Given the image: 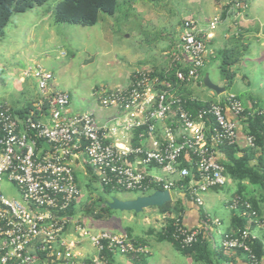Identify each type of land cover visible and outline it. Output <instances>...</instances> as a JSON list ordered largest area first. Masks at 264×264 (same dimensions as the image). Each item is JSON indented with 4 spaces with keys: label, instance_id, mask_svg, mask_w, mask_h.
<instances>
[{
    "label": "built area",
    "instance_id": "1",
    "mask_svg": "<svg viewBox=\"0 0 264 264\" xmlns=\"http://www.w3.org/2000/svg\"><path fill=\"white\" fill-rule=\"evenodd\" d=\"M224 5L226 14L235 19H241L247 9L243 0H228ZM218 22H210L204 31L196 20L183 21L180 43L162 78L152 71L136 70L126 86L96 91L99 107L116 111L103 125L88 112L68 117L70 95L53 88L50 72L38 65L21 72L23 80L35 81L38 97L23 117L7 104L0 105V264H47L45 257L69 261L74 257L73 249L84 241L95 249L96 256L83 264H114L102 255L104 250L135 257L149 255L147 245L136 244L121 234L92 233L67 217L79 197L74 174L77 163L91 168L101 189L135 192L162 185L161 191L170 194L175 181L189 178L183 189L198 207L203 205L204 193L228 185L230 178L217 149L236 145V120L244 117L243 104L235 94L224 93L221 101L192 117L174 93L177 85L201 81L206 38ZM170 119V125L158 134L157 125ZM139 128L145 133L139 140L150 139L149 148L109 141ZM245 138L247 148H253V138ZM181 162L186 166L181 167ZM134 164L158 169L168 178L139 171ZM4 180L16 188L19 200L3 195ZM238 201V197L229 201L228 208L235 209ZM242 203L249 211L251 205ZM250 215L259 225L256 212ZM162 225L161 229L164 222ZM219 226V219L208 215L194 228L175 220L171 237L181 248L191 247L202 237L212 249L220 246L226 254L240 252L250 264L258 263L250 246V239L255 237L248 230L215 232ZM69 230L75 234L70 240L63 238Z\"/></svg>",
    "mask_w": 264,
    "mask_h": 264
},
{
    "label": "rangeland",
    "instance_id": "2",
    "mask_svg": "<svg viewBox=\"0 0 264 264\" xmlns=\"http://www.w3.org/2000/svg\"><path fill=\"white\" fill-rule=\"evenodd\" d=\"M227 1L117 0L114 14L99 13L97 22L91 26L56 23L53 10L58 0L13 15L0 34V77L3 79L0 105L7 104L16 109L35 98V81L23 80L21 72L38 65L53 75L55 90L70 95V117L90 111L97 115L110 114L100 110L96 91L126 86L136 70L152 71L159 77L169 68L172 54L180 43L181 22L190 19L220 21V14L214 18L211 5H222L223 8ZM251 3L252 11L259 14L264 0H251ZM203 67V78L208 76L211 83L223 86L224 78L214 63ZM232 70L235 72L234 84L226 92H236L243 106H247L242 74L248 73L253 87L252 96L259 98L258 85L264 84V71H247L242 63ZM195 88V92L199 91L198 87ZM201 88L203 93L208 92L205 87ZM77 180L79 197L72 220L92 233L107 232L127 237L130 231L132 236H145V241L155 242L149 264H186L184 256L175 252L168 242L156 243L155 233L162 221L152 219L157 213L155 208L145 209L140 214L114 211L109 217L99 220L85 214L90 208L98 213L100 207H108L112 198L129 201L141 196L140 193L104 195L97 180L86 170L84 177H77ZM1 189L5 197L19 199L16 188L6 180L2 181ZM171 195L174 196L172 191ZM218 197L220 199L214 198L213 206L224 207L225 196L219 192ZM153 222L158 223L155 224L157 228H153ZM149 227L153 232L147 233ZM160 249H164V259L160 256Z\"/></svg>",
    "mask_w": 264,
    "mask_h": 264
},
{
    "label": "crops",
    "instance_id": "3",
    "mask_svg": "<svg viewBox=\"0 0 264 264\" xmlns=\"http://www.w3.org/2000/svg\"><path fill=\"white\" fill-rule=\"evenodd\" d=\"M243 1L246 3L247 9L244 12L241 19H235L233 16L227 15L225 12L226 11L225 5L223 8H222V5L215 7L212 3L211 5L212 14L214 13V18L220 14V21L218 22L216 27L210 31L209 37L206 38L207 54L205 57L204 66L208 63H214L217 69L219 70L220 52L225 49L238 48V49H241L240 64L241 63L242 65L245 64V69L247 68V71L249 70L250 71H255V70L264 71V5L262 6L260 13L257 14L252 11L251 0H243ZM196 21L199 22L201 29L206 31L207 24H209L211 20L209 22H206V21L202 22L196 19ZM205 34L206 32L204 33V35ZM247 74H248L247 72H244L242 74V80L244 83L243 93L247 96V103H248L247 106L244 105L243 107L247 110V116L252 115V113L256 111H259L264 116V84L262 85L260 83L258 85L260 97L257 98L256 96H252L253 87L251 86V82ZM131 78L132 77H130V80ZM233 84H234V79L231 82L228 79H224L223 86H219V85H216V86L220 88H224L225 89L224 93H233L239 98V95L236 92H226V88L229 87L231 89ZM184 87L187 88V90L191 92L193 97L200 99L202 101H208L211 98L216 103L222 100V96L224 94L223 93L221 95H216L213 91H210V90H208L207 93H203L201 86L197 84L196 85L190 84ZM195 87H198L197 90L199 91L195 92L196 90ZM36 93L37 94L32 101H35L37 99L38 92ZM100 110H103V109L100 108ZM103 111H109L110 114L97 115L96 112L94 111H90L88 113L93 114L98 125H103L110 118L116 115V111L112 109L103 110ZM68 114L69 112L67 108V115ZM247 116L244 115L243 118L236 120L238 124L236 147L239 149H246V151L249 150L247 148L246 138H245L247 134V130H248L247 121H246ZM227 117L229 119H234V117L230 113H227ZM170 123H171V119L165 120L163 123H159L157 125L158 134L162 133L163 129L166 126H169ZM110 135L112 134L110 133ZM116 138H117L116 140H113L111 138L109 139V141L110 142L116 141L124 145H126L127 143L131 144L132 133H129L127 135L126 134L117 135ZM139 144L143 145L145 148H149L151 144V140L150 139H144L141 141L139 140ZM219 155H220L219 157L220 161H222L224 157L221 154ZM258 156H261L262 159L264 160V150H261V151L258 150V153L255 154V157H258ZM133 166L139 171L158 174V175H161L162 178H165V179L168 178V177H165L164 173L158 169L143 168L141 165H135V164ZM85 170L88 172L87 167L82 163H77L74 165V174L76 177L77 184H78L77 177H84ZM239 189L243 190L242 195L245 197H248V198L259 197L258 195L260 192L257 191L256 188L251 187L247 182L237 184L230 179V182L228 183V185L223 187L222 189H213V190H210L204 193L201 196L203 205L201 207H198L192 201L188 199V197L186 196L185 190L183 188H175L172 190V192L174 193L173 197L170 192L171 202L179 203V209L175 211L170 218L179 217L182 220V223L184 225H186L189 228H194V227H197L202 222L203 217L205 215H208L212 218L219 219L220 221V226L219 228H215L214 230L215 232L217 231L219 233H230L235 230L233 218H234V215L236 216L238 215V213L235 214L234 211H231L227 207V203H228V200H230L235 194V192H237ZM219 192L225 196V199L222 202V206L224 207H221V208H224L223 211L221 210L220 207L216 208L213 206L214 198L220 199L218 197ZM203 196H205L208 199V202L204 200ZM259 211H260L259 225H255L253 222H251L246 217H241V218H242V223L244 224L245 229L249 230V232L262 244L264 248V198L260 200ZM155 215L156 216L153 217L152 219L157 220L158 222L162 221V224H163L164 222L162 218L163 216L159 215L158 212ZM145 221L148 222V220H145ZM155 224H158V223L153 222V225H154L153 228H157ZM162 224L159 227V229H157L156 231L159 232L161 230V227L163 226ZM153 228L149 227L147 229L148 231L147 233H151V230H153ZM74 236H75L74 232L72 230H69V231H66V233L63 235V238L70 240ZM141 238L145 239V236ZM216 238L218 239V237ZM155 241H156V238H155ZM147 243L146 245L149 246V255L146 258L145 264H149L148 259L152 255V247H154L155 242L153 243L149 241ZM156 243H160V242L156 241ZM173 250L175 249L173 248ZM162 251H164V249H160L159 253H160V256L164 259L165 255L163 254ZM175 252L177 251L175 250ZM73 254H74L73 259L69 261H65V260L54 261L53 259L49 257L48 258L45 257L43 259L47 264H83L84 262L90 259H93L96 256V251L94 248L90 246L88 242L84 241L83 243H81L80 245H78L76 248L73 249ZM183 256L186 260V264H206L203 262L195 261L194 256H191V255H183ZM210 258H211L210 264H250L247 261L246 257L243 254L238 253V252H233L230 254L216 252L214 256H211ZM112 262L114 264H134L132 260L128 258L127 256L116 254V253L113 254L112 256ZM257 264H264V257H261Z\"/></svg>",
    "mask_w": 264,
    "mask_h": 264
},
{
    "label": "trees",
    "instance_id": "4",
    "mask_svg": "<svg viewBox=\"0 0 264 264\" xmlns=\"http://www.w3.org/2000/svg\"><path fill=\"white\" fill-rule=\"evenodd\" d=\"M51 0H0V34L3 33V30L9 23L13 15L25 13L29 10L34 9L35 7L41 6ZM117 6V0H58L53 10V18L56 23H68L78 26H91L94 25L97 20L99 13H105L112 15L115 12ZM186 21V20H185ZM183 21L181 22L182 26ZM241 49L231 48L225 49L220 52V67L219 71L224 79L230 80V82L235 78V72L232 70L235 66H238L241 61L240 53ZM205 62V60H204ZM163 73L159 75L162 78ZM202 79L199 82V86H203V74L201 72ZM3 79L0 77V84H2ZM177 85V84H176ZM185 85H177L176 91L174 92L179 96L183 101V108L194 117L198 110L207 109L211 104L214 103L212 99L208 101H202L192 96L191 92L187 90ZM227 89V88H226ZM238 98V97H237ZM34 101L25 103L20 108H11L13 113L19 117H23L28 112L33 109ZM245 116H247V110L244 108ZM247 136H250L254 140V147L250 148L248 151L246 149H239L236 145H223L218 147L217 151L221 154L224 159L220 161L224 167L225 174L235 183L241 184L247 182L251 187L256 188L259 191V197H245L242 195V189H239L229 201L238 197L239 201L235 209H230L234 211L233 221H234V231H243L247 230L242 223L241 217H246L255 225V219L250 215L251 211H255L257 214V219L260 221V200L264 198V160L261 156L255 157V154L258 153V150H264V116L256 111L252 116H247ZM144 134V129L139 128L133 131L131 138V147L135 148L139 145V135ZM132 160V157L131 159ZM186 166L184 162H181V167ZM87 167V166H86ZM150 168V167H149ZM88 172L91 173V168L87 167ZM92 174V175H91ZM90 175L96 179L93 173ZM97 180V179H96ZM189 178H184L182 180L175 181V188H184L188 184ZM223 188V187H222ZM217 188V189H222ZM162 185H152L148 191H135L140 193L141 196H145L148 193L155 191H161ZM102 194L113 195L121 192H132L125 191L120 189H112L111 187H104L101 189ZM78 199V198H77ZM77 199L73 202L71 207L67 211V217L73 218L76 214L75 205L77 204ZM246 201L251 205L250 212L246 210L243 206V203ZM94 208V207H93ZM159 215L164 216V227L156 232L155 238L158 242H168L178 253L181 255H191L195 257V261L203 262L210 264L211 256H214L216 252L224 253L222 248L219 246L216 249H212L209 242L202 237H199L197 242L189 248H181L178 243L171 237L173 231V224L175 220L179 224H183L182 220L178 218H170L172 214L179 209V203H167L162 207L155 208ZM114 211L109 209L107 206H102L99 209V212H95L94 209L86 210V216H91L94 219H101L104 216L109 217ZM133 213V212H132ZM249 231V230H248ZM127 237L136 244L146 245V241L143 238L138 236H132L130 231H128ZM153 232V230H151ZM250 246L253 250V253L259 260L261 257H264V248L262 244L256 239H250ZM240 253V252H238ZM102 255L109 261L112 262V253L104 250ZM43 257L42 255H40ZM132 260L134 264H145L146 258L148 257H135L133 255H125Z\"/></svg>",
    "mask_w": 264,
    "mask_h": 264
},
{
    "label": "water",
    "instance_id": "5",
    "mask_svg": "<svg viewBox=\"0 0 264 264\" xmlns=\"http://www.w3.org/2000/svg\"><path fill=\"white\" fill-rule=\"evenodd\" d=\"M203 85L206 89L213 91L216 95H221L225 92L224 88H220L210 82L208 76L203 79ZM171 202V197L168 191H155L149 195L139 196L136 199L129 201H119L115 198L108 203V208L119 212H133L135 214L142 213L148 208H159Z\"/></svg>",
    "mask_w": 264,
    "mask_h": 264
}]
</instances>
